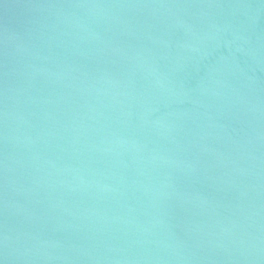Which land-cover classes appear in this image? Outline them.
<instances>
[{"label": "water", "instance_id": "95a60500", "mask_svg": "<svg viewBox=\"0 0 264 264\" xmlns=\"http://www.w3.org/2000/svg\"><path fill=\"white\" fill-rule=\"evenodd\" d=\"M0 264H264V0H0Z\"/></svg>", "mask_w": 264, "mask_h": 264}]
</instances>
